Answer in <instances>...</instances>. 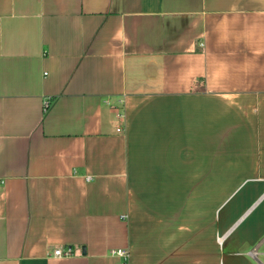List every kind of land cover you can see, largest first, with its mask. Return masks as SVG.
Listing matches in <instances>:
<instances>
[{
	"label": "crops",
	"instance_id": "1",
	"mask_svg": "<svg viewBox=\"0 0 264 264\" xmlns=\"http://www.w3.org/2000/svg\"><path fill=\"white\" fill-rule=\"evenodd\" d=\"M118 249L264 264V0H0V264Z\"/></svg>",
	"mask_w": 264,
	"mask_h": 264
},
{
	"label": "built area",
	"instance_id": "2",
	"mask_svg": "<svg viewBox=\"0 0 264 264\" xmlns=\"http://www.w3.org/2000/svg\"><path fill=\"white\" fill-rule=\"evenodd\" d=\"M50 107V101L46 100L45 101V104H44V110H48V108ZM125 117V114L124 113H117V118L118 119H124ZM122 128L121 126H119V129L117 130L118 132L121 131ZM91 178L89 177L88 178V181L90 180ZM114 254H116L120 259H121V263L120 264H129L130 263V260H131V253L128 252L126 249H118L116 251L113 252ZM73 251L71 248H66L65 250H62V249H58V250H55L54 251V256H56L57 258H70L72 257L73 255Z\"/></svg>",
	"mask_w": 264,
	"mask_h": 264
},
{
	"label": "rangeland",
	"instance_id": "3",
	"mask_svg": "<svg viewBox=\"0 0 264 264\" xmlns=\"http://www.w3.org/2000/svg\"><path fill=\"white\" fill-rule=\"evenodd\" d=\"M117 110V113H119V112H121V113H124V112H122V110H120V109H116ZM221 129V128H220Z\"/></svg>",
	"mask_w": 264,
	"mask_h": 264
}]
</instances>
